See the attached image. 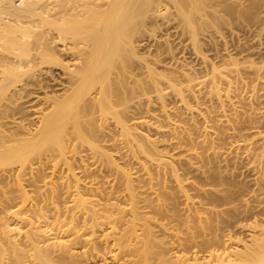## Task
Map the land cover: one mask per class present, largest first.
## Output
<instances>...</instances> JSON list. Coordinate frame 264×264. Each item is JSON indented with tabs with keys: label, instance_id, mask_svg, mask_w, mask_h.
I'll return each mask as SVG.
<instances>
[{
	"label": "bare ground",
	"instance_id": "obj_1",
	"mask_svg": "<svg viewBox=\"0 0 264 264\" xmlns=\"http://www.w3.org/2000/svg\"><path fill=\"white\" fill-rule=\"evenodd\" d=\"M174 20L176 22L174 27L179 29L182 34L190 33L194 41L198 40V36L206 28L225 22L217 12L209 14L207 6L202 0H0V187L6 189L3 191L0 189V193L5 195L0 194L3 196L2 201L4 199L3 205L6 202L9 204L12 199L14 200L12 196H6V191L9 189L7 185H12L9 180H14L16 184L17 179H21L19 175L22 172L19 174L18 170L13 169V166L24 167L32 158L42 155H66L70 153L71 149H74L73 143L76 141L78 143L82 141L85 144L90 139L91 141H87L88 146L91 145L96 151L99 150L98 146L94 144L95 142L92 143L93 136L97 132L96 125L99 127L101 125L97 122L99 119L100 123L101 120L104 122L103 118L105 120L115 119L121 126H119L123 131L121 133L124 134L125 131L128 136L134 133L133 137L137 135L134 129L149 126L146 121L139 122L138 120L135 122L134 120V123L131 124L132 128L135 127L132 133L130 131L132 128H129L131 126L127 127L125 124V116L130 112L129 106L135 102L133 100L136 95L139 96L138 93L142 92L145 96L147 90L150 89H148L146 81L144 82L146 79L144 77V80L141 79L142 73L148 74L145 77L149 78L150 82H155V70L150 68L151 66L144 59L148 55H144V57L143 54L146 53L142 52L141 54L140 51L148 48L147 44L149 45L153 38L157 40L162 38L159 40L165 41L163 39L164 34L170 33V24ZM157 30L162 31H160V35L164 33L163 37H156L157 33L155 32ZM165 37L169 36L166 35ZM163 44L165 45V43ZM162 45L158 44V46ZM146 59H149V56ZM151 86L149 83V87ZM120 108L122 110L119 111ZM134 138L136 140L137 137ZM137 140L141 143V145L139 144L140 150L145 154H151L149 148L152 144L154 149L158 147L155 143H149L138 138ZM71 146L74 147L71 148ZM95 150H93L94 153ZM99 153L101 152L99 151ZM107 159L110 161L109 157ZM259 167L257 166L258 171L256 167L254 168L257 171L256 174H260V171L263 170H259ZM237 168L239 170V167ZM215 169V172L212 171V176H209L217 184L225 182L223 175H221L223 168L221 170L220 168ZM259 174L260 178L257 177L259 179L253 181L255 183L254 188L252 186L250 188L253 189V193L250 191L253 194V196L251 194L253 199L250 198L252 200L250 205L252 204L253 207L251 206L250 209L248 207L245 215L243 213L238 214L239 217L243 214V219L236 218L237 221L233 220L234 222L232 221L233 223L231 222L229 226L232 230L230 229L228 236L226 235V243L233 245H231V251L229 250L230 245H225L227 248L229 247V252L225 250V247H222L225 252L221 254L222 251L220 253L217 250L219 253L217 255L214 249L218 246L215 245L216 247L212 248L213 242H217L220 236H217L218 233L215 229L213 232L215 230L217 235L213 233L215 239L212 237L213 242L210 241L212 243L210 244L213 245L210 246L213 251L209 250L206 255L204 253L206 251H202L204 249L198 250V252L194 250V247L198 246L197 240H193L194 245L191 246V240L195 239L196 235H193V238L191 235H185V231H182L188 239L184 235L182 236L186 238V241L180 236L177 239L176 234H174L175 231H172L175 228H166L169 225L165 227V223H163L164 226L157 225L156 221L158 220L153 219L155 217H151L148 213L145 214L148 211L141 210L140 206L137 207L135 201L129 209L122 208L121 204L114 206L113 203V205L109 203L108 205L114 207H106L109 199L103 204L99 200L98 204L97 199L101 198L99 197L101 194L95 195L97 203L96 200L95 202L94 199L91 200V198H95L92 195V193H96L94 185L84 182L89 186L82 183L79 186V180L73 174L72 179L77 182V185L73 184V190L70 186L68 192L73 191L76 196L73 195V192L68 194H72V197L75 196L74 199L78 200L77 205L79 204L80 208L87 211H84L86 214L80 211L83 217L79 214L76 215L78 219L79 216L82 217V221L79 222L74 218L75 214H72L74 212L69 214L71 210H75L69 206L66 209L71 208L70 211L65 209L68 212L66 215L69 216L64 217L65 212L60 213L57 210L58 214H63V218L61 219V215H57L58 218L60 217L61 223L57 222V217L55 218V220L57 219L53 223L55 230L52 229V234L55 233V235H51L52 237L50 233L47 235L45 227L44 231H40L41 226H38V228L32 227L33 229L25 233L11 232L9 228L11 225L8 222L7 224H5L6 222L3 223L4 221L1 222L0 264H264V220H261L264 219V173L263 175ZM38 176L40 177V174ZM125 176L127 188L130 189L131 196L135 199L131 180H129L128 175ZM39 177L36 179L40 180ZM249 177L251 178V176ZM21 182L19 180V183ZM210 184L212 186V182ZM83 185L85 186L83 187ZM96 185L97 183L95 187H97ZM21 186L18 191L23 190V193H26L24 186ZM56 187L52 188L51 191L49 189L50 196L51 194L59 195L60 189L58 191ZM40 188L42 189L43 186ZM106 188L109 189L108 192H112V190L110 191L111 187ZM56 192L57 194H55ZM113 192L115 193L114 190ZM26 194L24 195L26 196ZM111 196L112 198L115 197ZM56 197L58 199L59 196ZM186 197L185 205L187 207L190 203L194 204L188 196ZM12 202L14 203V201ZM240 203L243 204L242 201ZM56 205L57 207L61 206H58L57 202ZM74 205L76 206V204ZM156 205L150 203L151 207L149 204L141 207L142 209L146 207L148 210L150 209L149 213L156 211V213L154 212L155 216L157 212L165 213L168 216L162 205ZM216 205L219 206L218 203ZM76 208L78 209V207ZM142 211L145 212L142 213ZM77 212L75 211V213ZM193 216L189 217L194 218ZM66 218L69 222L65 220ZM186 218L188 219V217ZM195 218L192 219L193 222L197 220ZM171 219L169 220L170 223ZM31 222L28 224H36V222L32 224ZM160 222L159 220L158 224ZM193 222L191 221V223ZM246 222L249 223L246 224ZM184 224H181L182 227ZM198 224L197 231L199 232L202 228L199 229ZM29 225L28 227L31 228ZM49 227L51 229V224ZM103 227L105 228L102 231ZM182 227L181 229H183ZM175 230L180 231L178 226ZM44 232H46L45 235ZM192 234L194 233L192 232ZM199 237L201 236L199 235ZM220 239L218 244L222 242ZM187 240L190 242L188 243ZM202 244L199 245L200 248L203 246L207 249L208 246H204L205 243ZM210 247L208 248L210 249ZM201 252L206 256H203Z\"/></svg>",
	"mask_w": 264,
	"mask_h": 264
},
{
	"label": "rangeland",
	"instance_id": "obj_2",
	"mask_svg": "<svg viewBox=\"0 0 264 264\" xmlns=\"http://www.w3.org/2000/svg\"><path fill=\"white\" fill-rule=\"evenodd\" d=\"M202 1L206 4L209 14L217 12L219 17L224 19L225 22L206 28L198 36V40L194 41L190 33L186 32L182 34L179 32V29L174 27L176 24L174 20L170 24L169 34L162 33L160 35L161 30V32L159 30L155 32L157 36L154 34L158 38L163 37V34L169 36L163 37L165 41L168 40L166 41L167 43L164 40L161 42L160 40L162 38H159L160 40L153 38L151 43L149 45L147 44L148 48L140 51L141 54L142 52L146 53L143 56L148 55L149 59L151 58L149 60L146 59L148 56H144L145 62H148V65L151 66L150 68L155 70V82H150L149 78L147 79L145 77L148 74L142 73L143 76L141 79H146L144 82L146 81L148 89H150L147 90L145 96H143L144 94L142 92L138 93L139 96L136 95L133 100L136 103L134 102L129 106L130 109L128 110L130 112H128L129 116L128 113L125 116V124L129 127L134 123V120L135 122L138 120L139 122H148V127L134 129L135 127L132 128L133 126H131L129 128H132L130 130L131 132L134 129L135 134H137L134 137L143 139L149 143H155L156 147L158 146L155 148L156 150L153 148V144L151 146L152 148L148 144L151 154L143 153L139 148L141 145L140 141L137 138L134 140L133 132L129 137L125 131L124 134L121 133L123 132L120 128L121 126L115 119L111 120L109 118L110 120H105L103 118L104 122L101 120V123L99 119L97 122L101 125L100 127L99 125L96 126L100 130H97L98 128L96 127L97 132L93 136L95 139H92V143L95 142L94 144L98 146L99 150L96 151L91 145L88 146L87 141L90 139L85 144L82 141L81 143L76 141L77 143H73L75 147L71 146L75 150L73 149V151L70 148V153L67 150L68 154L66 155H42L37 158H32L24 167H19L18 165L13 166V169L18 170L19 174L22 172V175H19L21 179H17L16 184L18 183L21 186L22 183L27 194L23 193L24 191L22 189L19 192L20 186L18 184L16 185L14 180H9V183L12 182L13 187H10L12 186L10 184L7 185L9 189L6 187L8 189L6 196H12L14 203L11 201L8 204L5 201L6 204L4 203L3 205L4 199L2 201L1 198H3L2 195L4 194L0 193L2 194L0 196V223L4 221L3 223L6 222L5 224H7L8 222L11 225L9 227L11 232L19 231L21 233L41 226L39 228L40 231H44L45 227V230L47 229V235L50 233V236H54L55 233H52L55 230V224L53 226V223L57 220L55 218L57 215H61V219L63 218V214H58L56 211L58 210L60 213L65 212L64 217L69 216L66 215V213L68 214L66 212L67 206L73 210L75 209L72 211L71 208H68L67 211L71 210L69 214L74 212L72 214H75V217L73 215L71 216L81 222L83 217L82 213L86 214L87 211L80 208L78 206L79 204L77 205L78 200L76 201L74 199L76 196L75 192H68L70 186L72 188L73 184L77 185V182L72 179V175L75 174L77 176L76 179L79 180V186L85 184L84 182H87L86 184L89 183V185L93 184L96 193L94 192L95 194L92 193V195L101 194L99 196L101 198L97 199L98 204L99 200L103 204V202H107L109 199L110 201L108 200L107 205L108 203H113L114 206L121 204L122 208L126 207V209H129L133 201H135L137 207L140 206L141 210L148 211H144L145 214L148 213L151 217H155L153 219L158 220L156 221L157 225L164 226L163 223H165V227L169 225L166 228L171 229H177L178 226L179 233L175 229L172 230L175 231L174 234H176L175 237L177 236V239L178 236L180 238H187L185 235H196L195 239L191 238V246L194 245L193 240H197L196 244L198 246H201L202 242L205 243V245L204 243L202 244L204 246L212 247L214 245L212 248L218 246L214 249L216 250V254L218 251H222V253L220 252L221 254L225 252L223 251L224 249L222 250V247H225V250L228 252L229 250L231 251L232 243H226V235L228 236V232L231 229L229 226L233 220L243 219L242 216L247 214L248 207L249 209L251 206L253 207L252 204L250 205V201L253 199V189L250 188L251 186L254 188L255 183L253 181L260 178L258 176L259 173L256 174L258 171L257 166L259 167L260 165L259 170H264V0ZM161 43H165V45ZM158 44L163 47L158 46ZM149 46L153 47L149 48ZM148 49L150 50L148 51ZM149 83L150 86L152 85L151 87H149ZM176 91H180L181 93ZM118 110L120 111L122 108ZM33 129L35 128L33 127ZM90 147L91 150H95L97 155L93 150V152L89 150ZM72 152L74 153L72 154ZM108 157L110 161H108ZM213 167L214 169L217 168L215 170H218V168L221 170L223 168L221 171L224 173H221V175H223V181L225 182L217 184L213 181L211 178L212 171L215 172ZM237 167H239L240 171ZM255 167L257 171H255ZM95 169H98L97 172ZM82 170L85 172V175L84 172L82 173ZM88 170L91 172L89 173ZM234 171H237V174ZM262 171H260L262 174L260 173L259 175H263L264 171ZM39 174L40 177L38 176ZM41 174L43 175L41 176ZM247 174H250L249 176L251 178ZM125 175H128L129 180H131L135 199L132 198L131 191L127 188ZM38 177L42 180H37ZM73 178L75 177L73 176ZM19 180L20 182L22 180V182L19 183ZM210 181L212 182V186ZM45 182L49 184H54L55 182V185H49ZM96 183L97 187H95ZM99 185H103L104 187L102 186L101 188ZM42 186L43 188L41 189L40 187ZM55 186H57L58 191L60 189L59 195L57 192L55 193L57 194L56 196H59L58 199L54 194L49 195L51 193L49 189L51 191ZM66 186L68 187L66 188ZM106 187H111L112 189L110 191L112 190V192H108L109 189ZM0 189L2 188L0 187ZM103 189L106 191L104 192ZM3 190L6 189L4 188ZM8 192H10L9 195ZM72 192L75 195L74 197H72V194H68ZM107 192L111 194L108 195ZM111 195L115 197L112 198ZM96 196L95 198H91V196V200L94 199L95 202ZM186 196L189 197L192 203L194 202V204L190 203L194 208L189 205L191 207L189 209L185 205L187 200ZM248 197L249 199H247ZM213 199L214 202L216 200L215 203ZM221 200L223 203H221ZM241 201L243 204L240 203ZM56 202L58 206H61L57 207ZM229 202L231 203L229 204ZM150 203L152 205H162L168 216L160 212H157L158 216H155L156 211L154 213L151 210L153 213H149L150 209L148 210L147 207V209H142L143 205L144 207L148 204L150 206ZM217 203L219 206L216 205ZM107 205L106 207L111 206ZM73 206L75 207L73 208ZM76 207L81 210H78ZM75 211L78 212L75 213ZM144 212L142 211V213ZM241 213L244 215L242 214L239 217ZM78 214L82 216L81 218L79 216L80 220L76 216ZM163 214L166 217H163ZM171 216L175 219L172 217V220ZM189 216L196 217L195 219L198 221L194 220L193 222L192 219L194 218H190ZM60 217H57V222ZM67 218L65 220L69 222ZM170 219L172 224L174 222L176 223L172 225L169 221ZM76 220L75 222H78ZM159 220L161 221L160 224H158ZM261 220L263 221L264 219ZM178 221L182 225L185 223L187 226L184 224L182 227ZM191 221L195 224L191 223ZM29 222L31 224L36 222V224L29 225ZM59 222L61 223V221ZM196 222L197 224L199 223V229L202 228L199 232L197 231L198 226ZM248 223L246 222V224ZM48 224H51V229ZM175 224L176 226H174ZM210 224L211 226H209ZM185 227H189L190 230ZM104 228H102V231ZM186 229L190 233L188 232L187 234ZM213 229L217 232L215 230L213 232ZM182 231H185V235ZM56 233L58 234V232ZM213 233L217 236L220 235L218 238H222L220 239L222 242L218 244L219 239L217 242H213ZM57 234L56 236H58ZM186 238L183 240L186 241ZM213 238L215 239V236ZM199 239L201 240L199 241ZM210 241L213 242V245H211L212 243ZM187 242L189 243L190 241L187 240ZM188 243L187 245L190 246ZM225 245H230V248L228 247L229 250ZM200 246L198 249L194 247V250L198 252V250L201 251L204 249L202 251H206L204 252L206 255L209 250L213 251L211 247L210 249L208 247L206 249V247L202 246L203 248H200ZM194 250L191 251L193 252ZM203 252H201L202 255ZM206 255L204 254L203 256Z\"/></svg>",
	"mask_w": 264,
	"mask_h": 264
}]
</instances>
